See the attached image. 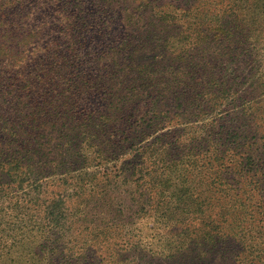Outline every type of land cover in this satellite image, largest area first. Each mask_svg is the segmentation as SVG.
Here are the masks:
<instances>
[{"label":"trees","instance_id":"obj_1","mask_svg":"<svg viewBox=\"0 0 264 264\" xmlns=\"http://www.w3.org/2000/svg\"><path fill=\"white\" fill-rule=\"evenodd\" d=\"M263 49L264 0H0V264H264Z\"/></svg>","mask_w":264,"mask_h":264},{"label":"rangeland","instance_id":"obj_2","mask_svg":"<svg viewBox=\"0 0 264 264\" xmlns=\"http://www.w3.org/2000/svg\"><path fill=\"white\" fill-rule=\"evenodd\" d=\"M263 59H264V49H263ZM263 63H264V60H263ZM210 116H212V115H210ZM119 184H122V185H123V184H128V185H126V186H125V185L122 186V189L125 190V192H126V190H127L126 188L129 186V184H132V183H131L129 180H127V181L125 180V181L120 182ZM126 194H127V195H126L127 197H126L125 200H127V198H128V199H129L128 202H129V204H131L132 202H131V200H130V197H128V193H126ZM4 196H6V195H3V196L0 198V202H1V201H7V200H8V197H4ZM2 198H3V199H2ZM3 219H7V218H3ZM3 227H4L3 225L0 227V232H2ZM143 261H144V260H143Z\"/></svg>","mask_w":264,"mask_h":264}]
</instances>
